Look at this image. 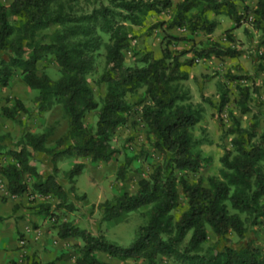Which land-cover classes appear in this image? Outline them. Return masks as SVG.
Listing matches in <instances>:
<instances>
[{"label":"trees","instance_id":"1","mask_svg":"<svg viewBox=\"0 0 264 264\" xmlns=\"http://www.w3.org/2000/svg\"><path fill=\"white\" fill-rule=\"evenodd\" d=\"M79 1L10 0L7 6L0 4V53H10L7 60L0 59V87L8 85L16 69L20 71L22 82L37 91L41 110H46L52 100H59L68 117V129L58 145L65 143V147L57 154L87 158L91 162L111 159L114 150L110 146V136L128 122L132 110L125 96L144 87L149 103L140 107V117L147 129L148 144L163 161L147 179L139 181L133 194L124 192L100 206L102 222L116 220L143 207L150 208L147 223L138 229L135 239L127 247L113 244L101 235L94 236L70 223L59 225L58 238L81 241L74 264H109L98 259L95 253L118 262L132 260L140 264H162L161 259L179 260L182 264H264V252L250 246L241 250L226 247L210 257L198 254L207 240L208 231L218 239H224L230 233L241 238L248 226H254L264 218V173L259 166L260 163L264 165V149L246 145L254 134H247L239 127L231 131L230 134L235 136L233 150L226 151L221 158L220 179L208 177L207 185L203 186L200 181L190 183L175 175L176 172L195 173L201 163L199 155L192 152L197 141L192 139L189 130L200 122L203 109L199 105L185 104L187 95L179 83L186 81L188 76L180 69L184 65L191 67L195 60H205L211 55L233 57L237 55L235 51L213 44L195 51L196 59L185 63L180 61L184 53L165 47L159 59L149 54L141 57V67L125 66L123 56L132 40L126 24L139 26L141 14L154 12L160 15L172 9L169 19L161 23L166 29L185 30L190 35L202 32L209 36L217 26L210 15L225 16L238 26L252 13L253 25L260 26L264 21V0H256L254 9L244 6L243 13L232 0H180L175 4L173 0H109L110 7L101 6L85 16L77 15L75 11ZM52 26L57 29L50 41L35 40L38 31ZM100 33L107 37L105 45L100 41ZM164 39L177 40L167 36ZM101 47L103 69L98 82L104 86V95L97 103L88 77L96 72L95 58ZM47 54L53 56L61 72L56 82L37 74V63ZM239 95L237 104L245 114L249 111V88H239ZM227 103L228 98L221 97L218 112ZM14 104L17 111L25 112L19 100ZM1 111L4 117L14 118V113L7 107ZM89 112L96 113L93 127L83 123ZM45 143V135L23 132L15 149L8 153L12 162L0 164V177L5 179L10 197L26 194L28 186L24 176H27L32 179L30 186L34 194L67 199L55 176L42 177L35 166L29 164L32 154H55ZM51 163L55 171V164ZM82 168L81 164L74 165L68 171L67 179L79 175ZM178 188L185 200V208L175 220L173 213L183 208L178 201ZM228 207L237 214H229ZM239 214L244 215L243 220Z\"/></svg>","mask_w":264,"mask_h":264},{"label":"rangeland","instance_id":"2","mask_svg":"<svg viewBox=\"0 0 264 264\" xmlns=\"http://www.w3.org/2000/svg\"><path fill=\"white\" fill-rule=\"evenodd\" d=\"M177 1L172 2L175 4ZM232 1L236 2L240 13L244 12V6L249 9L255 8L256 0L245 3ZM9 3L10 0H0V4L5 6ZM101 6L110 7L109 0H80L75 11L77 15L85 16ZM171 11L172 9L160 15L147 12L141 14L142 22L139 26L126 24L132 40L130 46L123 51L124 64L128 67H141V57L149 54L159 59L165 47L173 52L184 53L180 61L185 63L196 59L195 51L213 44L235 51L237 55L233 57L216 58L211 55L205 60H195L191 67L184 65L180 69L188 76L186 81L179 83V87L187 95L188 101L185 104L199 105L203 109L200 122L189 130L192 139L197 141L192 152L199 155L201 163L195 173L176 172L175 175L190 183L200 181L206 186L208 177L221 178V158L226 151L233 150L232 140L235 136L230 133L236 127L244 129L247 134H254L247 146L256 145L264 149V21H261L260 26H254L255 18L251 13L245 18L244 23L236 26L225 16L210 15V19L216 21L217 25L213 33L209 36L202 32L190 35L185 30H168L161 25L169 19ZM56 29L57 26H52L38 31L35 40L50 41ZM165 36L177 40L169 41L164 39ZM99 37L105 45L107 37L101 33ZM25 49L29 51L28 46ZM9 56V52L0 53V59L7 60ZM94 65L96 72L88 77V82L94 100L99 103L104 95V86L98 82L103 69V47L98 51ZM36 67L38 76H46L52 82H56L61 76L60 69L50 54L41 57ZM243 87L249 88L247 101L249 111L245 114L237 104L240 98L239 88ZM224 96L228 98V103L221 112H218L220 99ZM37 97V91L22 82L20 71L16 69L8 85L0 87V164L12 162L8 153L15 149L23 132L45 135L46 148L54 150L55 154L52 156L32 154L29 164L35 166L42 177L55 176L67 195L64 201L52 195L43 197L36 195L30 186L32 179L24 176L28 190L22 197H17L19 202L16 207L25 209L28 213L42 214L50 223L48 234L52 243L45 247L43 252L47 256L50 252L52 254L49 256L53 257V260L42 263L34 253L27 257L26 264H74L82 244L75 238L57 237V228L64 222L87 230L94 236L101 235L118 246L127 247L135 239L138 229L147 223L150 208L143 207L116 220L102 222L100 206L124 192L133 194L138 188L139 181L147 179L153 169L163 161L162 156L148 144L147 129L139 113L140 107L149 103L145 88H139L125 96V101L132 105V110L128 122L118 127L110 136V146L114 154L108 162H91L87 158L68 156L60 152L57 154V151L65 147V143L59 147L58 145L65 138L68 129L67 114L59 100H52L46 110H41ZM15 100L20 101L25 112L16 110ZM3 107L14 113L13 119L3 116L1 111ZM95 122V112H89L84 116L85 126L93 127ZM52 161L56 167L55 171L52 168ZM76 164L83 165V168L79 175L68 180L67 173ZM259 166L264 173V165L260 163ZM4 184L6 185L5 179L0 177L1 190ZM178 194V201L183 208L173 213L175 220L185 208L180 188ZM228 209L229 214H237L230 207ZM239 217L244 219L242 214H239ZM22 237L23 235L19 239ZM247 246L264 252V218H261L258 224L248 226L247 232L241 238L230 233L224 239H218L208 231L207 240L201 245L198 254L210 257L226 247L241 250ZM95 256L109 264H140L132 260L118 262L101 253H95ZM160 261L162 264H182L179 260Z\"/></svg>","mask_w":264,"mask_h":264},{"label":"crops","instance_id":"3","mask_svg":"<svg viewBox=\"0 0 264 264\" xmlns=\"http://www.w3.org/2000/svg\"><path fill=\"white\" fill-rule=\"evenodd\" d=\"M5 186L4 191L0 189V264H26L27 257L34 253L42 263L53 260L52 253L47 256L43 252L52 243L48 234L50 223L42 214L18 209V198L10 197Z\"/></svg>","mask_w":264,"mask_h":264}]
</instances>
